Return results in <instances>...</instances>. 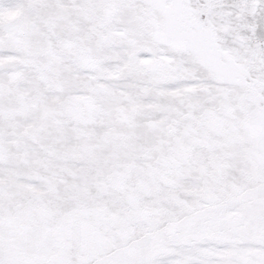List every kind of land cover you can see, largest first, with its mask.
Listing matches in <instances>:
<instances>
[{
	"label": "snow or ice",
	"instance_id": "obj_1",
	"mask_svg": "<svg viewBox=\"0 0 264 264\" xmlns=\"http://www.w3.org/2000/svg\"><path fill=\"white\" fill-rule=\"evenodd\" d=\"M0 264H264V0L0 6Z\"/></svg>",
	"mask_w": 264,
	"mask_h": 264
},
{
	"label": "rangeland",
	"instance_id": "obj_2",
	"mask_svg": "<svg viewBox=\"0 0 264 264\" xmlns=\"http://www.w3.org/2000/svg\"><path fill=\"white\" fill-rule=\"evenodd\" d=\"M14 3V0H0V6H9Z\"/></svg>",
	"mask_w": 264,
	"mask_h": 264
}]
</instances>
